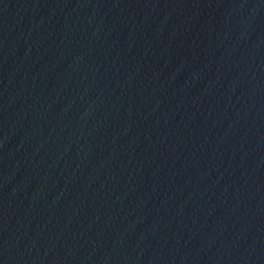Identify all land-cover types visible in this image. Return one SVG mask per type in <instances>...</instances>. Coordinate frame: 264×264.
I'll return each mask as SVG.
<instances>
[{
	"label": "water",
	"instance_id": "95a60500",
	"mask_svg": "<svg viewBox=\"0 0 264 264\" xmlns=\"http://www.w3.org/2000/svg\"><path fill=\"white\" fill-rule=\"evenodd\" d=\"M75 0H0V264H39Z\"/></svg>",
	"mask_w": 264,
	"mask_h": 264
}]
</instances>
